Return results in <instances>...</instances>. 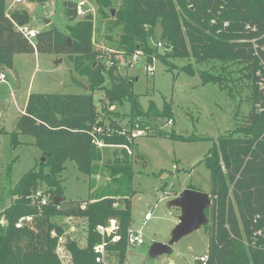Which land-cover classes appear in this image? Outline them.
<instances>
[{"label":"trees","instance_id":"obj_1","mask_svg":"<svg viewBox=\"0 0 264 264\" xmlns=\"http://www.w3.org/2000/svg\"><path fill=\"white\" fill-rule=\"evenodd\" d=\"M48 1L53 0H31L41 4ZM97 2L100 14L111 24L113 34L108 40L130 62L138 50L150 60L154 50L149 41L155 39L160 28L169 58L194 60L206 66L197 71L203 85L224 89L228 68H234L232 72L241 73L250 82V113L241 125L214 142L205 160L211 172L213 200L206 211L210 232L206 264H264V91L257 85V72L264 64V0H122L117 11L110 0ZM76 5L65 2L69 35L52 29L40 32L33 43L16 29L17 24L30 23L29 13L21 10L9 14L7 0H0V71L13 68L17 55L57 53L66 55L75 71L89 82L86 94L28 96L12 133V143L21 144L20 135L35 137L46 161L11 189V204L0 213V264H61L51 231H60L57 219L68 216L87 223L86 246L81 247L78 241L69 244L74 264H96L94 246L101 241L96 229L111 220H116L121 239L109 250L116 252L121 264L127 255L136 161L127 148L133 149L134 140L118 135L126 129L111 122L113 135L99 137L107 145L123 150L113 161L100 166L103 153L93 144L92 131L106 127L94 92L104 91L110 104L129 103L132 116L140 117L143 109L133 91L135 80L116 72L119 62L114 60L112 66H107L105 60H99L92 17L78 19ZM105 9L107 13H102ZM184 69L195 74L192 63ZM257 104L262 111L257 110ZM163 109L162 118H170L171 107L166 104ZM151 110L152 104L148 111ZM170 138L188 141L176 134ZM69 161L89 177L108 172L109 180L103 186L98 187L95 180L90 183L94 194L90 201L66 200L61 174ZM39 190L50 195L46 203L33 199ZM26 217L33 220L17 228V223ZM197 264L203 263L198 260Z\"/></svg>","mask_w":264,"mask_h":264},{"label":"rangeland","instance_id":"obj_2","mask_svg":"<svg viewBox=\"0 0 264 264\" xmlns=\"http://www.w3.org/2000/svg\"><path fill=\"white\" fill-rule=\"evenodd\" d=\"M66 1L85 2V13L78 19L92 17L94 48L101 54L99 60H105L107 66H112L114 60L116 64L119 62L116 72L126 79L135 80L133 91L138 95L143 109L140 117L132 116L129 103L110 104L104 91L94 92L95 104L106 130L115 132L110 128L111 122H114L115 126L122 129L145 132L142 138L134 140L133 149L128 151L136 160L132 227L143 230L145 242L128 249L123 264H197L199 258L209 250L210 232L207 226L174 245L173 252L179 254L174 260L168 255L152 258L150 249L155 243L169 242L179 223L180 209L169 207L174 198L191 188L211 195V172L205 164L206 156L220 136L230 133L236 125H241L250 113L253 94L250 82L241 73L232 72L234 68H228L229 75L225 77L227 81L224 89L211 84L203 85L197 71L206 66L198 65L194 60L169 58L161 40L160 28L156 30L155 39L149 41L154 50L150 60L144 52V56L132 64L129 57L113 48L115 43L108 40L113 34L111 24L109 19H104L100 14L97 0H53L44 4L31 0H22V3L7 0V12L11 14L26 10L31 17L29 26L32 28L40 32L58 29L69 35ZM110 1L117 11L122 0ZM102 13H107V10ZM159 43L162 47L158 46ZM188 63H192L195 74L190 75L184 69ZM149 65L153 68V74L147 71ZM1 74L7 78L0 83V213L11 204V189L43 158L46 161L35 137L20 135L18 140L21 144L15 146L12 143V133L26 107L29 94L89 93L87 77L75 71L66 55L57 53L17 55L13 68H3ZM151 104L154 110L149 112ZM166 104L172 110L170 118H162L160 113ZM157 113L160 114L157 116ZM170 121L172 124H169ZM175 134L188 141L172 140L170 135ZM122 150L116 147L102 148L103 160L100 166L113 161ZM61 179L67 201H90L94 197L90 183L95 180L97 186L101 187L109 180L105 170L89 177L70 161L66 163ZM33 199L43 201L36 197V193ZM148 212L152 218L146 221L145 215ZM74 217L77 231L73 237L76 241L80 240L84 248L87 223ZM108 260L112 264H121L115 251L109 250Z\"/></svg>","mask_w":264,"mask_h":264},{"label":"built area","instance_id":"obj_3","mask_svg":"<svg viewBox=\"0 0 264 264\" xmlns=\"http://www.w3.org/2000/svg\"><path fill=\"white\" fill-rule=\"evenodd\" d=\"M14 3H22V0H13ZM85 2L80 1L76 5V14L78 17L84 15L85 10ZM215 23V21H213ZM16 29L21 32L29 41L33 42L37 38V36L40 34L39 30H36L29 26V24L26 25H16ZM255 41V40H254ZM159 47H162L161 44L158 45ZM144 56L143 52L141 50H138L135 52L134 55L131 57V63H137L138 60ZM263 69L259 70L257 72V77L260 78L259 82L257 83L259 90L264 91V64ZM147 71L150 74H153V68L152 66H148ZM6 80V76L4 74L0 75V83L4 82ZM264 95V94H263ZM256 108L258 111H262L261 105L257 104ZM169 124H172V121L169 122ZM114 132H111L110 130H106L102 127H95L92 131L93 138V144H95L99 149L106 148V147H115L112 145H107L103 140L100 139V136L113 135ZM118 135L120 136H127V138L135 140L142 138L145 135V132L142 130L132 129V130H122L118 132ZM127 148V147H126ZM128 151L130 149L127 148ZM36 197L39 199H42L43 202L46 203L47 200L50 199V195L46 194L39 190L36 193ZM152 218V214L148 212L145 215V220L148 221ZM33 219L31 217L22 218L16 225L17 228H22L27 221H32ZM76 218L74 216H68L63 217L58 221V226L60 228V231L57 229H53L51 231V237L56 239L57 246H56V256L61 262V264H74L73 255L71 250L69 249V244L72 241H76V239L73 237L75 232L77 231V225L75 224ZM118 224L116 220H111L108 225H99L96 229L98 234L101 236V241L94 246V252L96 254L95 256V263L96 264H112L108 260V253H109V246L111 244H117L119 243L121 237L118 235ZM261 234V232H259ZM78 242H81L78 240ZM144 234L142 229H134V227L129 228L128 230V249L136 248L138 246H141L144 244ZM200 262L203 264H206L208 260V256L204 254L199 258Z\"/></svg>","mask_w":264,"mask_h":264},{"label":"water","instance_id":"obj_4","mask_svg":"<svg viewBox=\"0 0 264 264\" xmlns=\"http://www.w3.org/2000/svg\"><path fill=\"white\" fill-rule=\"evenodd\" d=\"M50 22H47L49 24ZM70 44V43H69ZM45 158L42 159V163ZM59 203V202H58ZM57 203V204H58ZM213 200L210 194H205L193 189H187L170 203L169 207H177L181 211L179 223L172 232L171 239L167 243H155L150 249V256L157 258L168 255L174 260L179 257L173 252V247L183 238L200 230L209 224L206 211L212 207Z\"/></svg>","mask_w":264,"mask_h":264},{"label":"crops","instance_id":"obj_5","mask_svg":"<svg viewBox=\"0 0 264 264\" xmlns=\"http://www.w3.org/2000/svg\"><path fill=\"white\" fill-rule=\"evenodd\" d=\"M6 76V75H5ZM7 78V77H6Z\"/></svg>","mask_w":264,"mask_h":264}]
</instances>
